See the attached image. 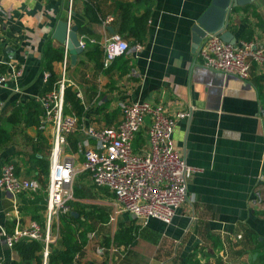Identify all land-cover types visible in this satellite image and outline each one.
I'll use <instances>...</instances> for the list:
<instances>
[{
  "label": "crops",
  "instance_id": "0c3cea01",
  "mask_svg": "<svg viewBox=\"0 0 264 264\" xmlns=\"http://www.w3.org/2000/svg\"><path fill=\"white\" fill-rule=\"evenodd\" d=\"M118 2L136 0H0V59L6 62L0 66L23 67L20 77L9 75L0 86V128L7 133L1 136L0 172L12 162L17 175L39 183L36 191H25L15 200L0 188V224L9 233L32 222L46 225L49 176L42 161H49L54 127L28 125L25 117L44 92L46 73L50 75L44 53L48 44L63 50L62 60L52 62L58 80L62 77L66 48L52 34L59 20L69 19L70 25H78L84 50L75 64L69 54L66 75L75 83L84 112L72 113L79 128L68 135L62 158L72 159L73 188L78 185L84 192L76 200L84 204L86 189L96 192L94 206L109 215L107 221L96 218L97 227L102 225L103 232L111 228L104 238L97 228L88 232L76 264H258L257 248L264 242V64L252 60L245 79L203 65L193 49L192 28L212 0H140L135 13L149 9L142 48L101 67L105 45L120 29ZM227 29L237 42L249 38L264 45V0L233 7ZM122 101H147L172 113H189L177 121L173 141L194 172L188 197L169 224L138 219L111 191L96 187L83 167L82 141L94 143L87 129L118 124ZM147 139L143 129L135 147L140 149ZM125 230L134 235L130 244L115 240ZM58 246L56 241L51 251ZM13 260L21 258L15 248L2 247L0 238V264Z\"/></svg>",
  "mask_w": 264,
  "mask_h": 264
},
{
  "label": "built area",
  "instance_id": "2783aa9c",
  "mask_svg": "<svg viewBox=\"0 0 264 264\" xmlns=\"http://www.w3.org/2000/svg\"><path fill=\"white\" fill-rule=\"evenodd\" d=\"M80 42L84 46L82 39ZM141 48L140 43L131 45L120 33L114 32L105 45L103 67L109 68L117 57ZM69 54L66 48L62 77L53 89L41 93L37 99L43 108L40 128L47 124L54 127L49 153L46 225L42 227L32 222L9 233L0 224L2 247L12 250L24 239L39 240L43 243V264H48L51 245L55 241L51 230L53 219L60 212L70 211L68 201L74 199V163L71 158H62L68 135L79 128L75 114L66 113L64 109L65 90L75 84L66 75ZM198 55L206 67L245 79L250 76L252 60L264 64V45L257 46L248 39L232 44L223 40L220 34L208 33L198 48ZM4 63L0 59V64ZM22 73V65L8 63L6 71L0 72V86L9 75L16 80ZM48 77L46 73V81ZM120 111L122 118L118 124L87 129L94 143L88 138L82 141L83 167L96 187L111 191L116 201L138 219L147 223L150 218H157L169 224L188 197V181L194 172V167L187 163L173 141L177 121L189 113H172L162 104L152 105L147 101H122ZM147 119H150L149 125ZM143 129H147L148 139L138 149L135 140ZM260 178L264 183V174ZM0 188L15 200L25 191H36L39 183L36 179L17 175L14 163L8 162L0 172Z\"/></svg>",
  "mask_w": 264,
  "mask_h": 264
},
{
  "label": "trees",
  "instance_id": "16d2710c",
  "mask_svg": "<svg viewBox=\"0 0 264 264\" xmlns=\"http://www.w3.org/2000/svg\"><path fill=\"white\" fill-rule=\"evenodd\" d=\"M138 1L140 0H136L134 3H117L118 9L122 12L121 24L118 33H120L122 36L126 35L127 37L132 38L136 43L142 42L145 38L149 19V9L140 15L136 14L133 10V7ZM44 53L45 67L50 71V75L43 89L44 92H47L54 88L55 83L58 80L55 72L53 71L52 62L55 60H62L63 50L55 49L51 44H48ZM6 67L7 66L5 65H1L0 72H5ZM101 67H103V63H101ZM28 108L29 109L25 117L26 123L28 125H39L40 127L41 115L43 113V108L40 102H32ZM64 109L66 113L74 112L77 115H83L84 107L81 103V98L78 96V92L73 89L72 86H68L65 90ZM2 135H7V133L4 129L0 128V142H4L5 140V138L1 139ZM39 137H41L40 132ZM42 163L44 167V173L48 178L50 172V163L49 161H42ZM81 191L82 188L77 185L74 188V197H76L75 194L78 195L77 197H81ZM68 204L71 207V210L68 212H60L58 215L60 231L59 240L57 241L60 242V246L50 252L48 264H76L77 256L82 253L83 248L88 241V232L91 231V229H87V227H90V225H88V218L90 217V214L102 221H107L109 219L108 213H105L94 205L90 206L89 211L87 209L89 206L84 205L79 200L70 199ZM37 208L39 210L44 209V205H38ZM72 211L78 212L79 216L76 217L73 215ZM36 219L39 220L38 215ZM133 239L134 235L130 234L127 230L117 233L115 237V240H118L120 243L121 241H124L125 244H130ZM15 250L21 258V261L13 260L11 264H43V243L39 240L24 239L15 245ZM257 251L259 252L257 263L264 264V242L258 246ZM193 262L196 264H201L199 260H195Z\"/></svg>",
  "mask_w": 264,
  "mask_h": 264
},
{
  "label": "water",
  "instance_id": "95a60500",
  "mask_svg": "<svg viewBox=\"0 0 264 264\" xmlns=\"http://www.w3.org/2000/svg\"><path fill=\"white\" fill-rule=\"evenodd\" d=\"M251 0H212L209 7L195 21L192 28L193 49L198 50L202 40L208 33H217L227 42L235 44L237 38L234 33L228 30L230 14L233 7L245 5ZM52 37L63 44L71 54L72 63H76L78 55L84 50L81 45L78 25H70L68 20H59ZM76 217L79 213L72 211Z\"/></svg>",
  "mask_w": 264,
  "mask_h": 264
},
{
  "label": "rangeland",
  "instance_id": "374dc122",
  "mask_svg": "<svg viewBox=\"0 0 264 264\" xmlns=\"http://www.w3.org/2000/svg\"><path fill=\"white\" fill-rule=\"evenodd\" d=\"M85 194H86L87 198L84 201V204L86 206H88L90 204L91 205H95L94 203H97V201L99 200L98 199V194L96 192H93V191H91L89 189H86ZM75 196L77 197L78 195L75 194ZM84 196L85 195H84V192L82 190L81 191V197H84ZM76 197H74L75 200H76ZM87 209H88V207H87ZM88 210L90 211V207H89ZM57 219H58V217L55 216V219H53L52 228H51L52 234L55 236V241L53 243H56V241L59 240V231L56 230V226H58L57 225V221H56ZM88 222H89L88 225H90V227H87V229H91V231H92L94 228H97L98 230L97 229H95V230H97L98 233H102V238H104V235H109L111 233V228H109L107 231L103 232V226L102 225L97 227L98 226V222H96V217L92 216L91 214H90V217L88 218ZM100 242H102V241H100ZM97 244H99V239L96 240V242L94 244V247Z\"/></svg>",
  "mask_w": 264,
  "mask_h": 264
}]
</instances>
